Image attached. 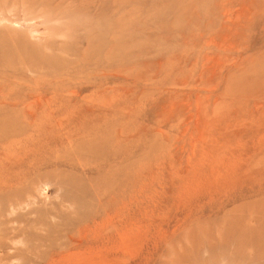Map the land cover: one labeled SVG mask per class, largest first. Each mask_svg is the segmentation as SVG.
Returning <instances> with one entry per match:
<instances>
[{"label":"rangeland","instance_id":"374dc122","mask_svg":"<svg viewBox=\"0 0 264 264\" xmlns=\"http://www.w3.org/2000/svg\"><path fill=\"white\" fill-rule=\"evenodd\" d=\"M0 264H264V0H0Z\"/></svg>","mask_w":264,"mask_h":264},{"label":"bare ground","instance_id":"6f19581e","mask_svg":"<svg viewBox=\"0 0 264 264\" xmlns=\"http://www.w3.org/2000/svg\"><path fill=\"white\" fill-rule=\"evenodd\" d=\"M32 32V31H31ZM181 147V146H180Z\"/></svg>","mask_w":264,"mask_h":264}]
</instances>
